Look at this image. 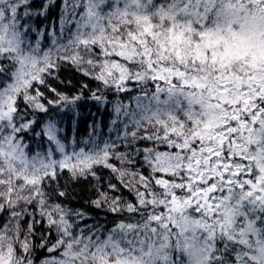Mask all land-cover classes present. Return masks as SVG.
Masks as SVG:
<instances>
[{"label":"snow or ice","instance_id":"6c2138e0","mask_svg":"<svg viewBox=\"0 0 264 264\" xmlns=\"http://www.w3.org/2000/svg\"><path fill=\"white\" fill-rule=\"evenodd\" d=\"M0 264H264V0H0Z\"/></svg>","mask_w":264,"mask_h":264},{"label":"trees","instance_id":"16d2710c","mask_svg":"<svg viewBox=\"0 0 264 264\" xmlns=\"http://www.w3.org/2000/svg\"><path fill=\"white\" fill-rule=\"evenodd\" d=\"M52 18L58 20V11H54L52 13ZM64 85H60V88H64ZM111 99V98H110ZM127 103V101H125ZM111 112V106L109 105L106 109L101 108L99 112H97V106L95 105L94 101L85 100L83 102V106L80 109V122L79 128L82 133H84V129L86 125H90L93 123V119H95L100 125L103 130L104 137L107 138V125L110 123L109 113ZM114 138V137H113ZM37 140L38 138L30 139V144L33 148L37 147ZM126 192V190H125ZM81 201L79 197L77 198V202L75 204L76 207H80ZM81 211H85L89 216L93 217V220L86 221L85 223H93L94 220H104L105 213L100 209H91L90 205L86 202L83 203V207ZM111 214H108L107 219L111 220Z\"/></svg>","mask_w":264,"mask_h":264}]
</instances>
